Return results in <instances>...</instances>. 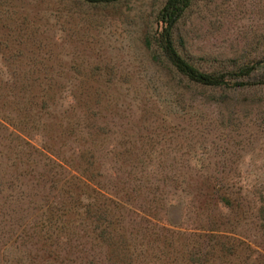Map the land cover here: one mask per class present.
Instances as JSON below:
<instances>
[{"label": "rangeland", "instance_id": "374dc122", "mask_svg": "<svg viewBox=\"0 0 264 264\" xmlns=\"http://www.w3.org/2000/svg\"><path fill=\"white\" fill-rule=\"evenodd\" d=\"M165 1L0 0V86L16 88L0 100V116L17 122L25 116L27 129L36 126L32 138L65 162L93 154L107 190L91 193L93 201L76 202L74 249L49 257L50 250L28 237L35 229L31 223L68 219L72 194L62 183L44 179L41 156L27 161L17 155V143L0 128L2 194L14 180L17 195L0 207V264L109 261L110 241L96 227L109 226L119 215L122 229L117 228L126 233L131 256L191 264L185 258L187 240L170 245L164 241L167 232L159 235V226L174 228L171 220L187 232L214 229L228 236L220 240L226 245L223 256L212 264H264V86L228 92L227 102L219 104L218 90L189 88L154 65L144 38ZM179 33L183 54L204 70L260 60L264 0H192ZM31 97L33 103L26 104ZM9 143L12 150L4 148ZM210 176L233 189L225 191L231 192L233 207L216 198ZM107 197L121 200L122 207ZM62 202L66 210L52 213ZM150 215L160 222L150 224ZM146 230L157 237L146 236ZM19 235L24 241L16 243ZM215 243L204 240V252L213 251ZM65 245L62 241L60 250Z\"/></svg>", "mask_w": 264, "mask_h": 264}, {"label": "trees", "instance_id": "16d2710c", "mask_svg": "<svg viewBox=\"0 0 264 264\" xmlns=\"http://www.w3.org/2000/svg\"><path fill=\"white\" fill-rule=\"evenodd\" d=\"M82 1L86 3H113L120 0ZM191 7L192 0H166L160 7L153 21L151 31L144 38L146 48L151 53L153 64L158 67L168 69L171 75H173L178 80L180 79V81L188 85L189 88H201L211 92L218 90V97L215 98V100L219 104H224L227 102V99L229 98L228 92L253 90L264 86V57L260 60L248 61L235 65L232 68L226 67L222 70L209 71L197 66L183 54L181 48L184 47L185 39L179 33L180 22L183 20ZM0 87L2 88L0 89V100L8 99L10 96L6 95V92L10 89H16L14 85ZM2 90L4 91L2 92ZM42 95L44 96H40L39 98L45 103L46 94ZM31 99L32 97L28 101H25L26 104L33 103L30 101ZM4 103H6V100ZM42 107L43 106L41 105L40 108ZM84 117H90V115H84ZM8 119L0 116V128L4 129L6 132H9V136L11 138L10 140L17 143V147L19 148L15 151V153L25 157L27 161H34L36 158L41 156V158L45 160V162L41 164L42 168L45 169L43 174L44 179L47 180L48 177H50V179L54 180L55 183H62L63 187L65 188V192L72 194L70 195L72 204H70V209L68 210L70 211L69 214L67 215V213H65L54 216L62 219L64 215H67L68 219L63 218V220L58 221L36 220L35 222L31 223L35 229L30 234L28 233V237L35 239L36 244H41L43 247H45V251L50 250L49 257L51 258H56L55 254L58 250L59 254H61L63 251H66L67 255H69L70 250L74 249L73 245L75 244L77 235L78 226L75 223H78V219L75 218V212L80 213V208L77 206L76 202L82 201V197L87 200L89 199V201H93L96 199V197L92 196L91 193L93 194V192H95L100 194V192L107 191L105 188H103V186H101V182L97 176L98 174H96V165L95 162L92 161L94 155L92 154L86 158L87 153H85L83 159L80 158L79 155L78 159L74 160L77 162H89L90 164L86 168H83L82 164H78L77 162H65V160L59 158V155L55 154V152H53V150H51L47 144H43V140L37 142L38 140L32 138L31 132L35 133L36 126L35 128L34 126H30L27 129L29 124L24 123L26 119L25 116H22L21 121L18 122L15 118ZM26 122L29 121L26 120ZM70 125H72V123H70ZM74 128L77 129L76 124L71 130ZM90 128H92V126H83V130L89 131L91 130ZM43 137L49 136L45 134ZM4 148L12 150L10 148V143L8 146L4 145ZM8 149L7 151L9 153ZM151 151L157 150L152 149ZM32 171H34V169H31L26 173H31ZM2 178L3 177L0 176V207H3L6 202L10 203L12 198L13 200L17 199V195L12 194L14 191V180H10L6 185V189H8L10 192L7 195L2 194L5 190V183H3ZM15 180L17 181V178H15ZM208 180H211L210 182L213 193H216V198L220 197L218 200L222 203V205L226 208L233 207L235 203L233 202V199L229 197L231 192H225L233 189L229 186H223V184H221V180L216 177L210 176ZM214 182H216V184H214ZM88 191H90L89 194H87ZM114 197H117V194L114 195ZM107 198H109L111 202H114L116 206L122 207V205H117L121 200L113 197ZM238 200L239 198H236V201ZM62 203L63 205L60 208H54L57 210L56 212L52 213H63L66 208L64 206V202ZM171 212L172 210H169L168 215H171ZM102 214L106 215V217H110L108 211H103ZM150 216L152 221L147 220L150 224H156L153 221L157 223L160 222L157 219V216ZM122 222L123 217L119 215L115 220L111 221L110 219L109 226L105 225L96 227V231L101 233L100 237H102V239L105 236H108L110 241V243L108 242V248L112 253V257L109 259V261L106 260L100 264H132L135 261L137 262L136 264H175L172 259L166 260L167 262L163 260L162 263H158L160 261L159 257L157 262L154 261V257H151L150 259H143L144 256H133V254L131 256L125 243L126 240H124L126 239L127 235L123 231L120 233L117 228V226L121 228ZM169 222L174 228H170L172 229L170 230L165 226H159V235L163 236V232H167L168 235L164 236L166 237L164 238V241H169L170 245L171 243L178 242L181 239L187 240L185 242H187L189 250H187V257L185 258H187L191 264H212L213 259H216L218 254L223 256L226 245L220 240L228 239V236L221 233H216L217 231L214 229H209L204 233L197 231L195 233L191 231L187 232L182 230L183 228L178 226V223H173L171 220ZM58 223L62 224L60 225ZM39 226L41 227L39 228ZM110 226H113L112 234L111 230H108ZM25 233L27 234V232ZM154 235L157 237L156 233L146 230V236L153 237ZM17 240H19V242L24 241V235H19L15 239L16 243H18ZM204 240H209L212 243L216 242L214 245L210 246L213 251L209 252L207 250L204 252V246H206L203 244ZM62 241H65L66 245L60 250ZM27 242L28 241H25L20 245L22 246ZM20 245L15 244L13 247L14 249H18V246ZM183 246H186V244L183 243ZM67 259L71 261V258H68V256ZM62 264H66V262L63 260Z\"/></svg>", "mask_w": 264, "mask_h": 264}]
</instances>
